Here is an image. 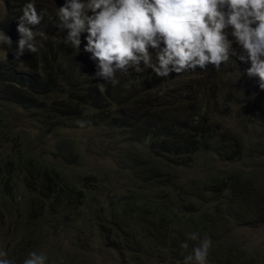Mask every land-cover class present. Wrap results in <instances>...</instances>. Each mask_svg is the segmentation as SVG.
Segmentation results:
<instances>
[{
  "label": "trees",
  "instance_id": "trees-1",
  "mask_svg": "<svg viewBox=\"0 0 264 264\" xmlns=\"http://www.w3.org/2000/svg\"><path fill=\"white\" fill-rule=\"evenodd\" d=\"M3 2L0 34L10 36L12 45L0 59V146L10 145L13 153L0 151V214L18 209L15 203L26 206L8 250L24 252L20 264L42 250L45 264H76L74 251L54 240L64 232V213L92 222L89 236L99 237L106 253L124 264H146L141 249L152 258L160 248L168 251V264H183L199 242L188 239L192 232L212 241L206 264H226L216 260L223 222L233 217L243 223L254 214L247 224L264 223V90L242 91L231 82L221 100L219 82L230 72L226 63L165 78L138 66L139 71H118L113 86L95 76L98 61L84 51L87 33L81 34L80 49L64 42L68 30L56 25L66 0H34L38 11L46 10L32 26L39 51L16 58L19 16L28 0ZM232 105L239 114L230 124ZM26 119L32 134L15 138L11 126ZM78 121L100 130L106 153L114 157L109 171L79 170L82 150L63 134ZM51 140L54 148L47 151ZM121 175L128 180L116 192L110 179ZM186 240L187 249L181 246ZM81 244L82 251L91 245ZM260 262L257 256L248 264Z\"/></svg>",
  "mask_w": 264,
  "mask_h": 264
},
{
  "label": "clouds",
  "instance_id": "clouds-1",
  "mask_svg": "<svg viewBox=\"0 0 264 264\" xmlns=\"http://www.w3.org/2000/svg\"><path fill=\"white\" fill-rule=\"evenodd\" d=\"M21 13L16 58L25 50L39 51L32 26L42 22L46 10L38 11L34 0H28ZM57 17L56 26L68 30L64 42L75 49H80L81 34L87 33L84 51L98 61L95 76L113 86L119 83L118 71H139L140 65L162 78L210 64L219 69L236 43L246 53L239 59L251 63L247 75L259 77L264 90V0H66ZM0 44L11 47V37L0 35ZM98 87L105 90L103 83ZM78 123L83 126L85 121ZM187 236L199 242L183 264H206L212 241L195 232ZM181 246L187 249V240ZM6 256L0 250V257ZM46 259L33 251L23 264H45ZM0 264L13 262L0 258Z\"/></svg>",
  "mask_w": 264,
  "mask_h": 264
},
{
  "label": "rangeland",
  "instance_id": "rangeland-1",
  "mask_svg": "<svg viewBox=\"0 0 264 264\" xmlns=\"http://www.w3.org/2000/svg\"><path fill=\"white\" fill-rule=\"evenodd\" d=\"M5 13V6L3 0H0V17H2ZM1 33L0 35H3ZM230 39H234L233 37H229ZM8 50L7 44H0V59L6 56V52ZM150 51H154L151 50ZM233 54L230 53V58L226 62L225 68H228L230 72L228 74L222 75V78L219 82L222 91L219 96L221 100H224V96L228 93V84L231 82L236 84L239 90H251L257 91L261 89L259 87V77H249L246 73V69L251 66L250 61L244 62L239 59V55L246 54L244 50L239 44L233 43ZM141 70H148V68L140 65ZM185 72L181 74H177L175 76L184 77ZM220 77V76H219ZM218 77V78H219ZM238 109L239 106H231L232 117L230 118V124H233L236 118H238ZM243 115V113H242ZM16 128L11 126L12 135L17 138H22V134L25 131H28L32 134V123L26 120H17ZM65 136L70 138L71 142H77L79 147L82 150V154L84 156L85 164L79 170H88L99 167L100 171L106 167L107 171L110 170V166L114 163V157L111 156L110 153H106L105 145H103V138L100 137V130L90 127L81 126L78 122L72 123V128L63 132ZM98 134V137H97ZM57 141H61V138H57ZM54 140L49 141L46 145L45 150L49 151L54 148ZM0 151L13 153L10 145H6L5 148L0 146ZM89 148L91 152H85L84 149ZM47 155H51L50 152H46ZM91 181H96V178L91 176ZM123 179H127L123 175L118 178L110 179V181L115 185L113 188L116 192H122L123 187L126 184L123 182ZM104 184H109L108 180L104 181ZM109 189V190H111ZM18 209L14 208L10 211V213L0 214V249H4L6 253L10 256H14L12 260L13 264H20L21 258L24 256V252L13 251L11 249L8 250V244L16 243L15 241H11L13 236L15 235L16 226V218L25 203H15L14 205ZM22 212V211H21ZM30 213V212H29ZM11 215L10 220L7 218L8 215ZM4 216V217H3ZM109 218V216H107ZM253 220L254 214L250 217L244 218V222H238L236 220L233 221V217L226 219L223 222V229L219 231L217 236L216 244H219L220 254H217V259L221 262H226V264H248L253 258L260 256L261 262L257 264H264V223L257 224H247ZM59 222L62 224L60 226V230H64V232L60 231V236L54 237V240L57 241L58 244L63 245L65 248L74 251L71 258H74L72 262L76 264H124L119 261L120 256L114 253H106V248L102 246L101 240L96 235L89 236L87 231L93 230V223L88 222L87 220L81 218L80 215L75 214L70 217L64 216V213L61 214L59 218ZM6 232H9V235H6ZM80 233H83L86 237L79 241L76 236ZM97 234V233H96ZM19 238L25 240V237L19 235ZM81 243H91L90 246L86 245L83 247V250L79 248L82 247ZM215 244V245H216ZM13 248V247H12ZM45 251L48 250V245L43 247ZM72 248V249H71ZM93 248V249H92ZM89 249H92L90 252ZM3 250V251H4ZM144 255V260L146 264H168L170 259L168 251L164 248L158 249L152 255V258L147 254L145 249H141ZM244 253V255H242ZM38 254H43V250ZM82 254L84 255V261L82 259ZM130 257V255H128ZM181 255L177 256L179 259ZM126 261L125 258L123 259ZM127 264H131L128 262ZM132 264H135L132 262Z\"/></svg>",
  "mask_w": 264,
  "mask_h": 264
}]
</instances>
